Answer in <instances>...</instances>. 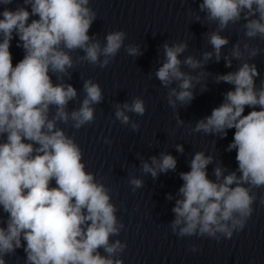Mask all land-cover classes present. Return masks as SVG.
I'll return each instance as SVG.
<instances>
[{
  "label": "clouds",
  "instance_id": "1",
  "mask_svg": "<svg viewBox=\"0 0 264 264\" xmlns=\"http://www.w3.org/2000/svg\"><path fill=\"white\" fill-rule=\"evenodd\" d=\"M12 3L0 0L5 6L0 12V209L7 214L6 219L0 217V264L20 248L26 253L25 264H123L119 256L126 244L112 237L119 236L125 225L117 218L111 189L101 182L103 177L97 180L86 170L80 145L59 125L70 124L77 131L91 125L95 106L104 101L100 84L82 77L81 99L66 82L72 69L84 62L103 69L121 48L137 58L143 55L141 46L125 45L127 34L122 30L108 32L103 43L97 34L90 35L97 19L90 0H23L14 10L7 7ZM197 13L194 21L201 23L203 18L207 23L202 24H215L204 34L212 51H203L200 58L184 56L186 41L165 42L160 48L163 60L149 75L167 89L168 105L179 117L178 109L195 98L201 77L211 75L205 65L222 58L229 68L233 60L240 62L237 70L213 77L217 84L234 87L224 93L211 115L191 129L221 139L235 129L226 151H236L237 169L229 171L221 162L215 163V179H210L207 168L215 157L196 151L189 161L190 171L178 173L183 184L176 197L166 196L175 199L174 219L168 224L175 235L220 241L245 228L257 200L254 190L264 188V79L257 86L260 73L251 62L264 50L250 43L264 41V0H202ZM32 17L38 18L29 23ZM238 24L247 40H237L224 54L230 41L222 33ZM14 34L17 47L24 50L15 66L10 51ZM77 51L83 55L74 58L72 53ZM204 91L207 84L200 92ZM70 102L79 106L69 110ZM114 107L116 120L133 131L139 129L129 114H145L142 98ZM246 107L252 110L244 115ZM183 123L179 117L178 124ZM175 149L184 152L182 144ZM176 168L177 159L168 152L140 160L141 172L153 180ZM129 183L133 191L144 187V181L134 175ZM260 203L264 204V197Z\"/></svg>",
  "mask_w": 264,
  "mask_h": 264
},
{
  "label": "water",
  "instance_id": "2",
  "mask_svg": "<svg viewBox=\"0 0 264 264\" xmlns=\"http://www.w3.org/2000/svg\"><path fill=\"white\" fill-rule=\"evenodd\" d=\"M202 0H90V6L97 13L89 34H97L101 42L110 31L122 30L127 34L125 45H140L143 55L135 58L129 56L121 48L117 56L105 68L93 66L87 62L78 64L72 69V78L66 79L78 91L82 99L84 93L83 79H93L103 89L104 101L95 106V120L78 131L69 125H59L66 134L75 137L83 151L86 170L95 174L96 179L111 189L112 203L118 209L117 218L125 225L119 239L126 248L119 258L123 264H264V188L255 189L257 200L253 204L254 211L242 231L234 232L231 239L221 238L220 241L207 237H178L168 224L174 219L172 208L175 199H166L168 194L175 198L183 181L178 173L190 171L189 161L196 151H204L215 157L214 164L207 168L208 177L215 179L213 168L221 162L229 171L237 169L236 151H226L232 142L235 129L228 130L225 138L215 135L192 132L195 123L211 115L212 110L224 99V93L234 86L219 83L213 77L237 70L239 61L233 60L232 67H226L222 58L218 63L210 61L205 65V74L197 85L195 98L186 106L179 108L180 119L176 110L167 102V89L160 85L158 79L150 76L163 60L165 42L186 41L189 44L184 56L193 55L200 58L203 51H212L204 34L215 29V24L206 25L201 19L196 22L198 6ZM23 0H13L7 5L14 10L22 5ZM5 6L0 5V12ZM30 11V6L28 7ZM203 16V13H200ZM2 18V16H0ZM38 18L32 17L31 19ZM222 35L229 38L230 43L223 49L224 54L240 40H247L240 25H229ZM18 37L11 41L10 51L15 66L24 56L22 47H17ZM252 46L264 50V41H250ZM73 57L83 55L82 52L72 53ZM183 55L181 59H183ZM256 64L260 79H264V51L251 61ZM184 71H192L184 68ZM201 70L193 72L195 75ZM55 82V77H52ZM207 84V91L200 92ZM175 84H173V87ZM133 97L144 100L146 112L143 116L130 113L132 120L140 127L133 131L130 126L116 120L114 112L116 103H131ZM78 103L70 102L69 110L78 107ZM252 109L245 108L244 115ZM258 110V109H257ZM108 141V142H106ZM182 144L184 152L175 149ZM168 152L176 157L175 172L160 174L153 180L140 170V160L150 161V157ZM141 178L144 187L133 191L130 176ZM51 186L55 187V181ZM7 214L0 209V217L6 219ZM6 226V225H5ZM195 246L196 251H191ZM6 264H25L26 253L23 248L17 249L15 255L5 257Z\"/></svg>",
  "mask_w": 264,
  "mask_h": 264
}]
</instances>
